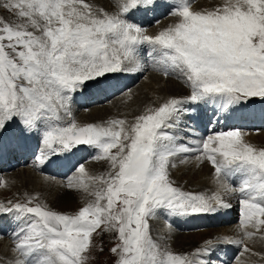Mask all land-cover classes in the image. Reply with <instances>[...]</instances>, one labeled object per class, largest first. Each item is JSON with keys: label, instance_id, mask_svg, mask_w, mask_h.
Masks as SVG:
<instances>
[{"label": "snow or ice", "instance_id": "snow-or-ice-1", "mask_svg": "<svg viewBox=\"0 0 264 264\" xmlns=\"http://www.w3.org/2000/svg\"><path fill=\"white\" fill-rule=\"evenodd\" d=\"M162 6L176 22L155 34L130 19ZM116 9L86 0H0V10L13 17H0V151L37 136L38 169L80 146L107 164L100 175L79 165L63 185L85 194L73 214L50 209L37 195L0 202V217L16 222L14 264H87L94 234L103 233L114 236L115 264H222L218 243L256 255L247 242L257 234L264 240V148L248 143L239 128L188 143L181 129L190 131L189 104L212 105L209 123L256 101L264 105V0H220L200 11L190 0H116ZM144 45L152 69L181 80L190 94L148 107L131 122L77 123L74 97L119 74L144 71ZM189 153L197 167L206 161L213 169L210 193L183 191L171 179L176 160L187 163ZM232 198L240 206V239H209L178 254L151 235L149 221L159 213L213 214L230 208Z\"/></svg>", "mask_w": 264, "mask_h": 264}, {"label": "rangeland", "instance_id": "rangeland-1", "mask_svg": "<svg viewBox=\"0 0 264 264\" xmlns=\"http://www.w3.org/2000/svg\"><path fill=\"white\" fill-rule=\"evenodd\" d=\"M103 1H105L106 3L109 2L111 4L110 6H108V8L106 10V11H109V9L112 8V6H113L112 2L114 0H103ZM86 2L90 3L89 0ZM175 2H176V0H167V2L165 1V3H163V4L175 3ZM192 2H191V4H193L194 7H197L198 4L199 5L201 4L202 0H200L198 2H197V0L194 1L193 3ZM218 3L219 2H217V4ZM94 5H97V4H94ZM212 6H215V4H213ZM98 7H100V6H98ZM162 7L164 10L161 11L160 9H157L153 13L155 14V12H158V15H160L162 17L171 16L170 14L166 13L165 6H162ZM202 9H209V7L208 8L203 7ZM116 10H117L116 8L114 9V11L112 9L111 13H114ZM150 13L151 14L148 13L147 15H140V17H142V18H139V19H133V18H130V19L132 20V22L137 23L138 25L142 26L149 33L155 32L156 31L155 29H157V32H158V31L164 29L162 27L166 28V27H168V25L171 24L170 21H167L168 18L167 19L165 18L166 21H164L163 19L159 20V18H162V17H159L157 20L156 16L152 12H150ZM0 17H2L5 21H11L13 19V17H11L7 12H4L3 10H0ZM148 20L152 21V23L149 25V27L147 26L148 24L147 25H143V24L141 25L140 24L141 22L148 21ZM142 48H144V46H142ZM142 48H141V50H143ZM148 53H149V50H147L144 53L141 51L143 62L145 64V70L147 69L149 71L145 75H144L145 70L142 72H139L138 75L140 76V79L135 77L136 73H134V72H130V74H128V72L119 74L117 77H119L120 75H126L129 78V80H128L129 83L126 84L124 86V88L123 87L122 88L120 87V89L118 88L119 84L116 85L114 79H116L117 77H115V78H112L111 80H108L106 82L105 86L103 87L104 94L102 96V100H99L97 97L93 96V94H91L89 92L87 95L88 99H87V97H85V103L79 104V105H74V103H72V114H73V117L76 120V122L79 123V121H82V122H85V124H88V122L90 120V122L93 121V123H96V122L103 123L104 121H106L108 119H112V118L127 119L128 121L131 122L136 115L141 114L146 108L157 107V106H159V104L163 103L166 99L170 98L171 96H173V97L176 96L174 94H171V92H176V94H177V91L180 88H182L185 95H184V93H181V91H180V92H178L179 94L177 95V97H179V96L184 97V96L189 95L190 90L184 85V83H182L181 80L177 81L174 77L165 78L162 74H160L156 71H153L152 67H150L151 66V57L148 55ZM149 68H151V69H149ZM151 75L153 76V78L158 76L157 78L153 79L157 83V84H155L156 88L154 87L155 90H153V89L152 90H145L144 87L148 84L149 80L151 79ZM159 75L161 77H159ZM173 81L176 83H175V86L170 88L171 90L169 89L170 91L169 90L166 91L165 94H163V92L161 94H159L160 89L162 90L163 88H165L167 83H169V82L172 85L171 82H173ZM176 87H179V89ZM100 91H101V89H100ZM169 92H170V94H169ZM128 95H131V97H136V100L133 102L132 101L130 102L131 99L126 100L127 97L129 98ZM166 95H168V96H166ZM108 97H109V99H108ZM123 97H126V98H123ZM73 102H74V100H73ZM127 102H130V105L128 107L125 104ZM122 104L124 105L123 111H121L122 108H119V106H121ZM188 106L191 107V108H189V110H193L194 105L189 104ZM199 106L202 108L203 104H200ZM108 108L110 110L108 112H106ZM100 111H105V112H100ZM111 111H112V113H111ZM120 111L122 114H120ZM203 111H205V110H203ZM93 112L95 113L96 116H94V117H96V118H94L92 116ZM212 112L213 111L204 112V114L208 115V117L206 119L207 123L204 126V131L207 132V135H210V133L213 134L215 132H219V130L220 131H228V129H226L224 127H230V125L229 126L223 125V124H226V121H224V119H221V121L219 123H215V122L209 123L210 118L214 120V117H212ZM105 114L106 115L110 114V115L106 116ZM241 114H242V112H239V114L236 113L235 115H233V124H232V125H234L233 128H239V129L243 130L244 132L250 134L251 139L247 141L248 143L254 145L257 148H264V143H262V141H258V139L256 138L257 135H259V134L263 135L264 134V118L259 120L260 122L258 121L256 127H254L255 125H253V124H251L250 126H247L245 123L241 122V121H244V118L240 119V116H242ZM82 117H84V118H82ZM97 119H98V121H97ZM219 124H221L220 126L222 128L220 126H218ZM184 125H187V129H190V131L185 130L183 125H182L181 131L185 137L184 141H185V143H188L190 140H192L191 135H190L191 132H197V131L194 129L195 126H193L194 124L192 121H190L189 118H184ZM218 127H220L219 130H218ZM243 127H245V128H243ZM254 139H256V140H254ZM38 141H39V139L37 136H33V137H30L27 140H25V142L28 145L30 144L29 145L30 147H32L33 142H38ZM12 146H14L17 151L15 150L14 147H13V149L12 148L10 149V147H12ZM82 148H84V149H82ZM85 148H88V147L82 146V147H79L78 149L73 150V152H72L73 155L78 156L77 160L82 158V154H83V158H84V152L86 150ZM11 150H12V153H11ZM29 150L30 149H28V146H22L19 143L18 145H11V146L3 149L2 151H0V180H3L6 182L5 187H0V192L3 190H5L6 193L8 192L6 195H0V202H7L8 200L23 201L26 195L32 196V195L36 194L37 196H39L37 194V191H38V189H40V187L43 186L42 183L40 185V182H44L46 180L48 181L50 172H51L50 175H52V176L54 175L53 177L63 178L61 180L64 182H66L68 180V178L73 177L75 175H78L76 173L77 167H75V166H72L73 168L71 170L68 169V171L67 170H60L62 174L60 172L59 173L58 172L52 173V171H50V169H49L50 172H44L43 171L42 173H38L36 170H40V169L35 168V166H33V167L30 166V165H32L33 158L31 156L27 158V156L29 155ZM113 151H115V150H113ZM15 152H19L20 156L15 157L13 155V153H15ZM80 154H81V157H80ZM26 158H27V160L25 161ZM76 161H72V162L75 165L86 166L87 171L91 175H95L93 170L98 171V174H96V175H100V174L107 171V164L105 162L103 163V161L99 163V166L101 165L99 167V170H98V167H90L87 164V162L84 163L81 161L80 162H78V161L76 162ZM63 162L64 161H61V157H60L59 163H63ZM176 163L178 164V160H176ZM205 164H206V168H208L207 169L208 171H210V170L213 171V169L211 168L210 165H208L207 162ZM45 166H46V164L41 169L45 168ZM177 167H178V165H177ZM177 167L175 169L171 170V179L175 182V186L181 188L183 191L194 192V193H197V192L200 193L201 191L203 192V190H201L200 188H199V190L194 189V187L198 186L199 183L201 185L207 186L206 192H204V193H210L211 191L214 190L215 186L212 182V173L206 176V174H203V173L195 170L194 171V173L196 175V177H195V176L190 175L192 170L190 171V173L188 175V174L184 173V170H183L184 168L179 170L178 169L179 167L178 168ZM94 168H97V169H94ZM34 169H36V170H34ZM62 169H64V168H62ZM23 171H24V173H26L25 171H27L30 174L29 176L32 179V181H34L36 184H38V187H39L38 189L29 193V192H25L23 187H21V188L18 187L20 184L12 187V185L10 183V179L21 180L16 175H18L17 173H20V172H21L20 174H22ZM65 172H69V174H67V176L63 175ZM40 174H43L44 176L40 175ZM45 174H47L48 176L46 177ZM36 175H39V176L36 177ZM190 176L192 179L190 178ZM21 177H24V176L21 175ZM24 178H27V177H24ZM65 178H67V180H65ZM41 180H43V181H41ZM21 181L23 182L24 180H21ZM202 182H204V184ZM26 188H28V186ZM33 188H34V186H33ZM30 189H32V185H31ZM70 191L73 192V195L76 194V192H74L72 190H70ZM39 198H40V196H39ZM73 198H74V196H73ZM40 201L43 202V200H41V198H40ZM74 202H75L74 205L68 204L65 209L62 208V210H60V209H53V210L57 211V212H61V213H66V214H73L76 211H78L80 207H82L84 205L85 198L84 199H78V200L74 199ZM230 203L232 205L230 207L231 208L230 211L233 213V215L235 217H237L238 215L240 216V214H239L240 206L238 205L239 204L238 199L232 198L230 200ZM220 213H221V215H219ZM218 215H219V217H218ZM224 215H225V212H223L222 209H220L218 212L213 213V214L200 215L201 217H204L205 220H204V225H202L201 227H198V225H200V224H198L199 219H198V221H194V222L192 219L194 217L200 218V216H188V218H187V217H182V216H173L171 214L162 212V213H159L156 218L149 221L150 229H151V235H152L154 240H157V242L160 243L162 246H166V247L170 248L171 251L178 253V254H187V253H190V252L195 250V247H192L191 249H188L186 251L181 250V248L184 246V244L182 242L186 241L187 237L196 236L197 237L196 243L198 244V247H199L206 240L212 239L213 236L223 237V236H221L222 234L223 235L224 234L230 235L232 233L231 229H233V228L237 229V225L227 226L231 222L226 223V225L223 224V226L224 225L225 226L221 227V228H218L215 226L214 227L208 226L210 222H215V220L219 221L221 218L223 220L228 218V217H226V215L225 216ZM179 221H180V225L174 229V227H176L174 225L177 224ZM200 221H203V220L200 218ZM207 221H208V224H207ZM231 226H233V228ZM203 228H205V230ZM15 229H16V222L14 221L12 216L0 217V236H3L2 242L5 243V244L0 245V249H2V250H0V255H1L0 256V260H1L0 264H14L15 256L12 253L11 249H10V251L8 250L9 252H7V249H8L9 244H12V234H13ZM4 231L6 233H4ZM170 231H172L171 236L169 234ZM227 231H228V233H227ZM177 234L182 235L181 239L177 238L178 237ZM232 236L233 235H231V237ZM257 236H259V234H257ZM255 239L259 240V237L255 238ZM263 242H264V240H263ZM263 242L260 239L256 248L258 246H259L258 248H261V245H262V249H263ZM94 243H95V247L88 254L89 259H88L87 264H115V257L112 255V253L110 251L111 247H113L115 244L114 236L112 234H109V233H103L101 235L94 234ZM224 244L225 243L216 244L215 248L218 247V245H224ZM222 247H224V246H222ZM222 247H218V248L222 249ZM248 247H250L249 242H248ZM101 249H103V250L101 251ZM220 249H218V250H220ZM216 251H217V248H216ZM252 252H254V251H252ZM254 253H257V254L256 255H252L251 253H247V254L243 253L242 254V252H240V254L235 258L233 263L237 262L239 264H242V263L245 264V261H246L245 257H246V259H248V260L250 258L249 261L247 260L249 262V264H255V261L259 262L258 260L261 258V254H263V253H259L258 251H255ZM243 255H244V257H243ZM241 257H243L242 260H240ZM237 258H239V259L237 260ZM262 259L264 260V257ZM262 264H264V263H262Z\"/></svg>", "mask_w": 264, "mask_h": 264}, {"label": "bare ground", "instance_id": "bare-ground-1", "mask_svg": "<svg viewBox=\"0 0 264 264\" xmlns=\"http://www.w3.org/2000/svg\"><path fill=\"white\" fill-rule=\"evenodd\" d=\"M86 1H88V0H86ZM194 2V1H196V0H190V4H191V2ZM198 1H200V0H197V2ZM89 2L90 3H92L93 5L94 4H97L98 6H100V7H102V8H104L105 10H107V8H108V6H110L111 4L108 2V3H106L105 1H103V0H89ZM105 2V3H104ZM192 2V3H193ZM217 2H220V0H202V2H201V4L199 5L198 4V6L197 7H194L193 6V4H191V7H192V10H194V11H200V10H202V8L204 7H209V9L210 8H213V7H215L216 5H217ZM213 4H215V6H212ZM97 5H95V6H97ZM196 5V4H195ZM158 9H160L161 11L162 10H164L163 9V7H160V8H158ZM111 10H112V8H110L109 9V11L108 12H110L111 13ZM153 13V12H152ZM154 14V13H153ZM155 16H156V18H157V20H158V17H162V16H160V15H158V12H155V14H154ZM163 15V14H162ZM130 18H133V19H139V18H142V17H140V14H137V15H135V16H132V17H130ZM173 19H175L176 20V18H174L173 17ZM165 21H166V19H165ZM167 21H172L171 19H168ZM145 22H147V21H143V22H141L140 24L142 25H147V24H145ZM148 26V25H147ZM169 26V25H168ZM162 28H165V27H162ZM156 31L155 32H153V33H149V34H154V33H156L157 32V29H155ZM149 48V46H147V45H144V48H142L143 50H141L143 53L144 52H146L147 50H149L148 49ZM148 58V57H147ZM151 67V66H150ZM149 69H151V68H149ZM154 71V70H153ZM128 74H130V72H128ZM130 77V76H129ZM158 77V76H157ZM157 77H154V78H157ZM159 77H161L160 75H159ZM153 76L151 75V79L149 80V82H148V84L144 87V89L145 90H155V84H157L153 79ZM176 79V78H175ZM111 80V79H110ZM128 80H129V78L126 76V75H120L119 77H117L116 79H114V81H115V83H116V85L117 84H119L118 85V88L120 89V87L122 88H124V86L126 85V84H128L129 82H128ZM132 80V79H131ZM177 81L179 80V79H176ZM161 82V81H160ZM172 83V85L170 84V82L169 83H167V85H166V87L165 88H163L162 90L160 89L159 90V94H161L162 92H163V94H165L166 93V91H168L171 87H173V86H175V83L176 82H171ZM150 84V85H149ZM145 85V84H144ZM155 87V88H154ZM143 88V87H142ZM176 88H178L179 89V87H176ZM171 90V89H170ZM169 90V91H170ZM137 91V90H136ZM181 91V93H184V91L182 90V88H180L178 91H177V94H176V92H171V94H174V95H176L175 97H177V95L179 94L178 92H180ZM91 93V94H93V96H95V97H97L99 100H102V96H103V94H104V92H103V88L101 89V91H100V89L99 90H97V89H91V90H89L88 92H86V93H84V94H77L74 98V105H79V104H83V103H85V97H87V95H88V93ZM158 92V91H157ZM133 93V92H132ZM168 94V93H167ZM169 94H170V92H169ZM184 95H185V93H184ZM129 96V95H128ZM131 96V95H130ZM134 96V95H133ZM166 96H168V95H166ZM101 97V98H100ZM127 97V96H126ZM126 97H123V98H126ZM141 97V96H140ZM171 97H173V96H171ZM180 97V96H179ZM183 97V96H182ZM92 98V97H91ZM142 98V97H141ZM87 99H88V97H87ZM108 99H109V97H108ZM129 98L127 97L126 98V100H128ZM136 100V97H131V100H130V102L132 101H135ZM130 102H127V103H125L126 105H127V107L130 105ZM121 103V102H120ZM111 105V104H110ZM123 104L121 105V106H119V108H122L121 109V111H123ZM107 107V106H106ZM103 108V107H102ZM111 108V107H110ZM134 108V107H133ZM191 108V107H190ZM100 109V108H99ZM110 109L108 108L107 109V111L106 112H108ZM116 110V109H115ZM119 110V109H118ZM203 110H205L204 112H206V111H213L214 109H213V107H212V105H204L203 104V106H202V108L199 106V105H194V107H193V110L192 111H194L195 112V115H192L191 116V118H189L190 119V121H192L193 122V126H195V130L197 131V132H191V138H192V140H199V139H201V138H204V137H207L208 135H207V132H205L204 131V126L206 125V123H207V117H208V115H206V114H204V112H202ZM113 111V110H112ZM112 111H111V113H112ZM121 111H120V114H122L121 113ZM100 112H105V111H100ZM125 112V111H124ZM203 114H202V113ZM98 113V112H97ZM114 113V112H113ZM89 114V113H88ZM93 114V115H92ZM91 115L94 117V116H96L95 115V113L93 112ZM100 114V113H99ZM237 114H239V112L237 113ZM106 115V114H105ZM108 115H110V114H107L106 116H108ZM242 116H244V121H241L242 123H245L247 126H250L251 124H253V125H255L254 127H256L257 126V123H258V121L259 120H261V119H263L264 118V105H261L258 101H256V102H254L253 103V105L249 108V109H247V110H245V111H243L242 112V114H241ZM117 116V115H116ZM120 116V115H119ZM121 117V116H120ZM82 118H84V117H82ZM94 118H96V117H94ZM87 119V118H86ZM235 119V118H234ZM78 120V119H77ZM97 121H98V119H97ZM186 121V120H185ZM224 121H226V124H223V125H226V126H232V124H233V116H231L229 119H227V120H224ZM89 122H90V120H89ZM260 122V121H259ZM194 131V130H193ZM211 134V133H210ZM256 137V136H255ZM257 139H258V141H262V143H264L263 141H264V134L263 135H257V137H256ZM245 139L248 141V140H250L251 139V136H250V134H248L247 133V135L245 136ZM254 140H256V139H254ZM255 144V143H254ZM30 145V144H29ZM12 149H13V146L11 147ZM10 148V149H11ZM9 149V150H10ZM11 152H12V150H11ZM86 154H87V156H89V158H88V161H87V164L90 166V167H98V170H99V167L101 166H99V163L100 162H102V161H92V162H89V160H90V158H93L95 155H96V150H94V149H88V150H86ZM13 155H15L16 157L17 156H19V154H18V152H15V153H13ZM186 156L188 157V162L187 163H185V164H180L179 163V159H177L178 160V169L179 170H181L182 168H184L183 170H184V173H186V174H188L189 175V173H190V171L192 170V172H191V176H195L196 177V175H195V173H194V171L196 170V171H198V172H201V173H203V174H206V176L207 175H209V174H211L213 171H208L207 169L208 168H206V161L202 164V165H200V167H197L196 166V164H197V162L195 161V159H194V156H195V154L194 153H189V154H186ZM60 157H61V161H64L63 163H59V159H60ZM66 159H67V155H61V156H59V157H54L53 159H52V162H50V163H46L47 164V167H46V169L47 170H49L50 169V171H52V172H56L57 170H67L68 171V169L70 168H72V164H73V162L69 165V168H68V166H67V162L69 161V159H70V156L68 155V160L66 161ZM77 162V161H76ZM82 162V161H81ZM104 163V162H103ZM209 165V164H208ZM104 167V166H103ZM36 168V167H35ZM62 168H64V169H62ZM38 169V168H37ZM40 170H41V168H39ZM94 169H97V168H94ZM101 169V168H100ZM43 170H44V168H43ZM176 171V170H175ZM26 173H24V171L22 172V174H20V173H17L18 175H16L19 179H21V180H24L23 182L21 181V180H17V179H10V183H11V185H12V187L13 186H17V185H19L18 187H23L24 188V190H25V192H32V191H34V190H36V189H38L39 187H38V184H36L34 181H32V179L30 178V174L27 172V171H25ZM39 172H41V171H39ZM58 173H59V171H58ZM93 173V172H92ZM179 173V172H178ZM198 174V173H197ZM21 175L22 176H24V177H27V178H24V177H21ZM185 175V174H184ZM39 175H36V177H38ZM54 176V175H53ZM53 176H51V179H49L48 181L46 180V181H44V182H40V185H41V183L43 184V186L42 187H40V189H38V191H37V194L40 196V198H41V200H43V202L50 208V209H60V210H62V208H66V206L68 205V204H70V205H74L75 204V202H74V199H84L85 198V194L83 193V192H79V191H74V192H76V194H74L73 195V192H71L67 187H64L63 185L64 184H66V182H64V181H60V180H56V178L54 179V177ZM191 176H190V178H191ZM187 177V176H186ZM198 177V176H197ZM23 178V179H22ZM192 179V178H191ZM198 180V179H197ZM41 181H43V180H41ZM192 181V180H191ZM203 184H204V182H202ZM210 183V182H209ZM31 185H32V189H30V187H31ZM39 185V186H40ZM28 186V188H26ZM33 186H34V188H33ZM193 186V185H192ZM202 186V187H201ZM16 188V187H15ZM199 188L201 189V190H203V192H206V188H207V186L206 185H201L200 183H199V185L198 186H195L194 187V189H196V190H199ZM43 189V190H42ZM185 189V188H184ZM202 192V191H201ZM200 192V193H201ZM8 193V192H7ZM6 192H5V190H3V191H1L0 192V195H6L7 194ZM34 193V192H33ZM197 193H199V192H197ZM36 195V194H35ZM73 196H74V198H73ZM80 202V201H79ZM81 203V202H80ZM239 205V204H238ZM232 206V205H231ZM78 208V207H77ZM76 208V209H77ZM75 209V210H76ZM231 210V208H228V209H222V211L223 212H225V215H226V217H229V214L226 212V211H230ZM219 215H221V213L219 214ZM219 215H218V217H219ZM224 215V216H225ZM217 217V218H218ZM198 219L200 220V218H196V217H194L192 220H193V222L194 221H198ZM223 221H225V220H223ZM191 222V221H190ZM196 223V222H195ZM180 225V221L177 223V224H175L174 226H176V227H174V229L175 228H177L178 226ZM169 226V225H168ZM167 226V227H168ZM213 226H215V225H213ZM232 228H233V226H231ZM186 228V227H185ZM250 231H251V229H250ZM231 234L230 235H221L220 233V235L221 236H223V237H229V238H231V239H235V236H237V234H236V232H237V229H231ZM4 233H6L5 231H4ZM227 233H228V231H227ZM176 235V234H175ZM186 235V234H185ZM199 235V234H198ZM197 235V236H198ZM231 235H233L232 237H231ZM177 238H180L181 239V234H177ZM187 237V236H186ZM223 237H218V238H223ZM259 236H257L256 238H258ZM2 239H3V236H0V245H2V244H5V243H3L2 242ZM196 239H197V237L196 236H189V237H187V239H186V241H183L182 243L184 244V246L181 248V250H183V251H186V250H188V249H191L192 247H195V249L198 247V244L196 243ZM213 240H216V238H215V236H213V238H212ZM255 241H249V248L252 250V251H258L259 253H263V249H262V245H261V248H256V246H257V244L259 243V241H260V239L259 240H257V239H254ZM201 241V240H200ZM248 243V242H247ZM203 244V243H202ZM218 244H221V243H218ZM7 245V244H6ZM260 245V244H259ZM222 246H224V247H222ZM13 247V244H9V246H8V249H7V252H9L10 251V249ZM218 247H222V249H220V250H217L216 252H215V254H219V256H218V261H220V262H222V264H227V261L229 260V258H228V256H229V254L230 253H234V251L235 250H237L236 249V246H235V244H227V243H225L224 245H218ZM0 250H2V249H0ZM9 250V251H8ZM2 252V251H1ZM240 252H241V250H238L237 251V254H236V257L240 254ZM257 254V253H256ZM5 255V254H4ZM245 255V254H244ZM244 255H243V257H244ZM1 256V255H0ZM3 256V255H2ZM242 256V255H241ZM243 257H241L240 258V260H242V258ZM246 260V261H245ZM245 264H249V260H250V258H249V260L248 259H246V257H245ZM248 260V261H247ZM1 261V260H0ZM1 263V262H0ZM243 264V263H242ZM255 264H258L257 263V261H255Z\"/></svg>", "mask_w": 264, "mask_h": 264}]
</instances>
